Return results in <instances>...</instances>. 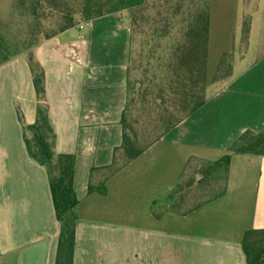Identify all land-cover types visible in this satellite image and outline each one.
Returning <instances> with one entry per match:
<instances>
[{
    "label": "crops",
    "instance_id": "crops-1",
    "mask_svg": "<svg viewBox=\"0 0 264 264\" xmlns=\"http://www.w3.org/2000/svg\"><path fill=\"white\" fill-rule=\"evenodd\" d=\"M261 11L258 5L255 14L244 16L241 0L210 1L206 104L111 176L106 195L89 193L88 186L92 169L111 165L123 142L132 50L127 14L94 19L89 27L77 26L34 49L45 70L56 151L76 157L79 203L73 264H247L243 236L264 228V156L232 154L227 179L213 195L197 200L173 196L191 163L209 166L227 155L242 134L264 129ZM246 20L248 46L237 63L232 53L240 46ZM254 42L262 50L252 60ZM226 54L231 74L215 81ZM17 108L26 125L35 123L37 98L25 55L0 65V264H55L61 225L48 172L28 154ZM101 176L96 173L93 182ZM107 202H166L167 214H151V226L126 238L109 225L108 216L94 223L80 216L82 208L94 212ZM171 202L207 203L176 214ZM129 239L136 244L130 256L117 253L115 241L127 244Z\"/></svg>",
    "mask_w": 264,
    "mask_h": 264
},
{
    "label": "trees",
    "instance_id": "trees-1",
    "mask_svg": "<svg viewBox=\"0 0 264 264\" xmlns=\"http://www.w3.org/2000/svg\"><path fill=\"white\" fill-rule=\"evenodd\" d=\"M211 0H0L9 4V19H0V65L19 55L28 59L37 98L36 120L23 126L29 156L46 168L57 220L61 225L55 264H73L78 196L74 187L76 157L56 151V133L49 120L45 70L34 49L42 41L56 37L85 21L126 11L132 33V50L127 72V101L122 114L123 142L115 150L114 161L91 172L89 193L107 194L106 182L130 161L164 138L172 129L207 102V63ZM17 21V36L11 22ZM15 24V23H14ZM13 24V26H15ZM142 35L140 50L133 49ZM250 23L242 27L241 45L247 49ZM229 55L223 56L215 81L231 74ZM140 75H139V74ZM140 100L155 117L149 126L133 118V106ZM151 127L140 135L137 127ZM232 154L264 156V129L247 131L229 148L228 154L210 164L206 172L227 175ZM101 172V180L93 178ZM242 249L247 264H264V228L245 232Z\"/></svg>",
    "mask_w": 264,
    "mask_h": 264
},
{
    "label": "rangeland",
    "instance_id": "rangeland-1",
    "mask_svg": "<svg viewBox=\"0 0 264 264\" xmlns=\"http://www.w3.org/2000/svg\"><path fill=\"white\" fill-rule=\"evenodd\" d=\"M159 0H147L148 3L153 4ZM9 3L1 2L0 3V19L5 22L9 18L8 12H9ZM258 5L261 7V12H264V0H241V6H242V15H253L256 13V9L258 8ZM126 12V11H122ZM126 17L129 19V15L126 12ZM130 21V20H129ZM15 23V24H14ZM13 24L15 26H13ZM17 27L18 22L12 21L11 22V33H13V36H17ZM239 33V32H238ZM241 37V35L239 34ZM141 42H142V35H137L135 38V41L133 43V49L134 50H140L141 48ZM261 47L256 46V42L253 43V49L250 53V59H255L258 54L261 52ZM234 55V58L237 63H239V55L242 54V45L240 42V46L236 47V50L232 53ZM233 58V59H234ZM139 74V73H138ZM140 75V74H139ZM150 117H155V113H152L151 110H149V107H143L140 100H138L135 105L133 106V118L134 120H138L141 123L147 124V126L150 125L151 119ZM137 127L140 130L141 134H146L147 129L151 131V127ZM190 169L188 172V175L186 178L180 182L182 185L176 189V192H174V198H191L194 197L196 200L198 198L202 199L208 195H213L221 188L223 182H224V174L223 171H212L211 173H207L206 170L209 167L208 165H199L197 162L190 164ZM199 175V176H198ZM198 176V177H197ZM202 176V177H201ZM185 177V176H184ZM165 183L162 185L163 188H165ZM190 188L186 192V195H180L183 189ZM199 195H201L199 197ZM198 197V198H197ZM172 205H170V208L173 209L176 214H188L192 211H197L201 206L204 205V203L207 202H171ZM107 205V207H106ZM149 205H152L151 209H149ZM87 208V207H86ZM82 208V211L80 212V216L85 221L94 223V221H103L106 219V216L110 219L109 225L111 224L112 227L117 231L120 232V234H125L126 238L130 237L131 232H137L140 229H144L145 227L151 226L152 221H150L151 214L153 215H166V202H155L152 204V202H107L102 204L99 208L97 207L96 211H91L90 208L86 209ZM202 208V207H201ZM172 211V210H171ZM166 217V216H165ZM168 218V217H167ZM162 226L165 228L171 229L170 223H164ZM115 246L118 248L116 249L117 253H125L130 256L131 251L136 247L135 243H132L133 240L129 239L127 241V244H121L117 240L115 241ZM114 246V247H115ZM113 247V246H112ZM127 255V257H128ZM114 258L117 260V257L114 256Z\"/></svg>",
    "mask_w": 264,
    "mask_h": 264
},
{
    "label": "built area",
    "instance_id": "built-area-1",
    "mask_svg": "<svg viewBox=\"0 0 264 264\" xmlns=\"http://www.w3.org/2000/svg\"><path fill=\"white\" fill-rule=\"evenodd\" d=\"M91 25V21H85L78 25L80 30H83Z\"/></svg>",
    "mask_w": 264,
    "mask_h": 264
}]
</instances>
